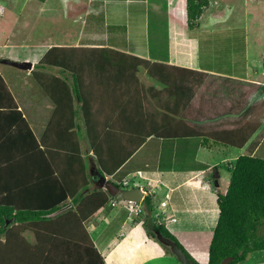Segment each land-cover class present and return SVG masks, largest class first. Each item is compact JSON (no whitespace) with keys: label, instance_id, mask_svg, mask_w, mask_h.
I'll return each instance as SVG.
<instances>
[{"label":"crops","instance_id":"0c3cea01","mask_svg":"<svg viewBox=\"0 0 264 264\" xmlns=\"http://www.w3.org/2000/svg\"><path fill=\"white\" fill-rule=\"evenodd\" d=\"M27 1L23 0L19 10L15 11L17 7H11V0H0V74L35 138L46 139V145L41 147L43 152L36 149V159H34L36 166L33 170L14 171V175L13 170L6 167L9 164V147L0 148V203L4 204L9 194L15 192L12 179L16 177L35 179L38 196H47L52 194L53 190L57 196L62 188L71 187L76 183L74 179H78V183L81 184L80 174H69V171H66L75 170L74 163L72 164L68 157L69 149H74L75 144L65 142L63 138L64 128L69 127L71 123L68 109L61 114H55L56 104L52 98L54 95L59 99L63 87L58 84L47 85L49 79L46 76L43 77L45 87L40 85L34 79L32 70L51 73L72 82V73L60 67L35 66L51 46L110 48L145 58L150 62L195 70L188 72L179 68L167 70L163 67L155 68L172 84V92L175 94H169L168 97V87L149 77L144 68H140L136 74L139 84L130 81L131 76L113 75L114 83L122 82L125 86H131L132 90L128 97L130 99L127 100L131 103L135 100L136 103L145 105V109L138 105L133 106L134 103L114 111L108 107L109 96L118 92L114 91L116 88L114 84L111 85L112 81L106 83L110 78L106 77L108 75L104 65H101L104 69L98 77L92 74V70L85 69L82 79L84 84L88 85L83 87L88 88L90 94L99 97L102 102V105L100 104V107L92 113L99 116L98 120L95 118L98 121V128H101L103 122L106 124V121L112 125L111 138L110 140L104 138L106 139L104 145L114 148L116 157L120 156L125 148L138 145L137 140L141 132L153 129V135L147 136L120 167L106 178L119 175L122 182L128 176H132L133 179L140 178L146 186L145 194L151 197L152 215L160 211L163 212L162 217L166 218L159 217L155 221L163 224L186 250L191 247L196 248L197 239L203 234L208 235L210 242L219 212L217 192L225 193L230 178L229 167L250 142L249 139L243 147L235 146V143L240 142L245 136V132L241 134L242 129L238 128L235 121L243 114L246 117L242 118L243 120L240 118V121L244 125L251 120L256 122L260 120L264 123L263 117H256L257 106H252L253 103L264 105V98L259 95L264 89V47H261V44L253 45L250 31L246 27L223 25L213 29L199 27L189 29L176 24L172 26L169 9H158V3H156L157 8L152 9L153 14L164 13L165 21L154 24V28L150 31L151 7L147 0H67L64 1L66 6L63 9L57 3L59 0H37L34 17L38 20L37 26L48 31V34L43 33L46 36L43 39L40 37L41 41H15L13 29H20L18 26L22 14L27 9ZM70 2L71 4L68 5ZM77 2L80 6L75 5ZM45 13L52 18V20L48 19L52 28H48L45 23H41V18H37ZM13 18L17 21L12 22ZM94 32H101L99 40L92 36ZM202 34L204 37L209 35V39L204 40ZM216 36H227L225 39L229 44L226 48L230 51L235 49L240 55L239 59L236 60L232 53L224 56L223 53L218 52L217 55L214 50L216 56L200 61V43L204 40L203 42L213 44ZM262 36L264 35L259 37L261 41ZM236 41L240 43L238 50ZM193 50L194 54H192ZM15 62H30L32 66L23 70L22 67L15 68ZM262 62L263 67L259 71L257 66ZM239 64L242 68L238 70ZM88 65H90L89 61L84 60L83 69ZM86 70L88 72L85 74ZM236 80L263 85L249 99L248 105H245V95H248L246 92L251 88ZM97 82L99 84L95 85ZM139 85L145 90L142 91ZM49 90L54 91L52 95ZM108 92H111L109 96ZM174 97H179L180 101L177 103ZM79 105L76 100L72 126L79 135L77 145L87 165L86 171L90 179L88 186L91 191L96 187L92 185L94 182L91 180V173L93 170L97 171L98 166L93 146L85 132L86 127ZM157 105L170 110L172 114L187 115L190 118L188 122L202 125L198 127L195 123H191L188 126L180 121V128L188 127L189 133L182 128V133L177 136L158 137L154 133L156 129H160L157 126L156 116L159 118L164 113L171 116V113L159 109ZM222 113L230 114L226 122L215 119L209 126H203L209 118H212L211 116ZM88 115L90 116V111ZM109 115H112L110 121L107 117ZM191 115L195 117L191 119ZM169 121L172 123L171 120ZM169 121L167 123H170ZM51 125L53 126L49 131ZM47 130L51 133L45 138ZM109 141L112 143L107 144ZM263 142L264 136L253 155L264 159V149L260 148ZM63 162L65 170L61 169ZM49 163L52 169L46 170ZM53 167L64 170L65 174L61 171L59 176L53 172ZM59 181H63L65 185L59 186ZM161 202H164V205ZM70 207L72 203L68 199L67 204L61 209ZM58 213L53 212L49 217H54ZM143 221L142 216L128 210L125 202L117 201L114 206L108 203L100 207L83 222V225L105 264H180L159 242L148 237ZM22 234L29 244H35L36 238L33 232L26 230ZM0 240H4L3 235L0 236ZM250 253L245 260L236 264H264V250L256 251L261 256H252L251 261H248ZM192 256L196 258L195 255Z\"/></svg>","mask_w":264,"mask_h":264},{"label":"trees","instance_id":"16d2710c","mask_svg":"<svg viewBox=\"0 0 264 264\" xmlns=\"http://www.w3.org/2000/svg\"><path fill=\"white\" fill-rule=\"evenodd\" d=\"M185 6L187 25L189 29H193L197 26L198 19L203 11L208 7V0H186ZM84 60H88L90 65L83 69ZM42 65H54L72 73L73 81L71 83L74 87L71 94L64 79L51 73L32 70L34 79L40 85L45 87L43 77L46 76L49 79L47 85L58 84V86L63 87L60 90L59 99L52 95L54 91L49 90V92L55 100V114H61L65 109H68L71 123L69 127L64 128L63 138L65 142L75 144L74 149L68 151V157L71 163H74L75 170L66 171H69V174H80L81 184L78 183V179H74L76 183L71 187H66L67 189L62 188L57 196V193L53 192L54 190L52 194L47 196H38L36 195L37 184L35 179L27 180L20 177L12 179L15 192L9 194V199L7 197L4 204L0 203V236H4V240H0V264H105L83 222L100 207L106 206L108 203L111 205L110 200L119 201L120 199L109 195L105 188L94 187L91 191L89 190L90 179L77 145L79 135L77 131L73 130L72 126L73 117L75 116L74 102L77 100L80 103L82 119L86 127L85 132L93 146L98 166L97 171L102 175H112L147 136L153 135V129L150 128L146 132H141V136L137 140L138 145L125 148L120 156L116 157L114 148L104 145L106 140L104 138L107 137L109 140L111 138L112 130H110V127L112 125L106 121V124L103 122L101 128H98V121L95 118L98 120L99 116L92 113V111L99 108L102 102L99 97H93L88 88L83 87L86 84H84L82 74L85 69H89L92 70V74L98 77L104 69L101 65L105 66L106 75H108L106 77L110 78V81H106V83L109 84L112 81L111 85L114 84L116 88L114 91L118 92L111 95V92H108L110 98L107 100V105L114 111L121 107H128L133 103V106L138 105L142 109H145L146 106L136 103L135 100H133V103L130 100L128 101L127 99H130L128 97L132 90L131 86H125L122 82L114 83L115 78H112L113 75L131 76L130 81L139 84L136 74L140 68H144L149 77L168 87V97L169 94H175L172 92V84L167 81L169 79L164 78L165 75L162 72L156 71L155 68L163 67L166 70L179 68L188 72L195 70L175 67L161 62H150L130 53L95 46H51L35 66ZM87 72L88 70L85 74ZM174 74L176 76V73ZM236 82L251 88L250 91L246 92L248 95H245V105H248L249 99L263 86L259 83L242 80H236ZM103 84L104 82H102ZM95 85H98V82ZM138 87L142 91L145 90L142 85ZM62 90H65V92ZM174 100L178 103L180 98L174 97ZM255 105L257 104H252L253 107ZM157 107L171 113L170 110L160 108L159 105ZM88 111H90V116ZM228 115L230 114L222 113L211 116L212 118H209L203 126H209L215 119L226 122ZM107 117L110 121L112 115ZM114 117L116 118V116ZM129 117L131 116L129 115ZM194 117L195 115H191V119ZM245 117L246 115H240L241 119ZM240 118H237L235 122L239 126L238 128L242 129L241 134L243 131L245 132V136L242 137L243 139L240 142L237 141L235 146L243 147L249 139L250 142L245 146L244 152L229 167L230 178L225 193L217 192L219 212L207 248L206 264H219L224 258L229 257L232 260L228 264H236L245 260L248 253L264 250V159L253 155L255 148L264 135V126L259 129V122H245L244 125ZM156 119L158 121L157 126L160 129H156L157 131H154V133L158 137L177 136L182 133V128H185V132L189 133L190 129L188 127L180 128V121L188 126L191 123H195V126L198 127L202 125L197 122H188L190 118L187 115L172 113L171 116L164 113L159 118L156 116ZM168 121L170 123H167ZM214 122L216 123V121ZM53 125L50 126L49 131ZM60 129H62V126H60ZM257 129L259 131L255 134ZM49 131L47 130L45 138L51 133ZM239 134L240 131L238 137ZM253 136L255 137L253 138ZM45 140L35 138L0 74V148L3 146L9 147V164L6 167L13 170V175L14 171L26 172L33 170L36 166V161H34L36 159V149L43 152L44 150L41 147L46 145ZM111 143L109 141L107 144ZM28 160L30 161L28 162ZM51 166V163L47 164L46 170H51ZM61 169L65 170L64 162ZM61 169L53 167V172L59 175L61 171H64ZM63 174H65V171ZM54 176L57 177V175ZM63 185L65 184L61 181L59 186L62 187ZM46 198L50 199L45 200ZM68 199H70L72 207L62 210L61 207L67 204ZM142 204L144 207L143 226L148 237L156 240L153 232L149 230V226L155 222L162 234L173 239L192 259L167 228L153 219L151 197L146 194ZM56 211L59 213L54 217H49V214ZM26 230L34 233L35 244H29L24 238L22 233ZM163 248L171 254L165 246Z\"/></svg>","mask_w":264,"mask_h":264},{"label":"rangeland","instance_id":"374dc122","mask_svg":"<svg viewBox=\"0 0 264 264\" xmlns=\"http://www.w3.org/2000/svg\"><path fill=\"white\" fill-rule=\"evenodd\" d=\"M17 1H18V3H17ZM64 1H67V0H59L57 2L62 9L64 6H66V3H64ZM147 1L149 2L150 7H151V10H150L151 12L149 13V23L151 25V27L149 28L150 31L152 30V28H154V24L163 23V21H165L164 20V16H165L164 13L163 14L158 13V15L153 14V10L157 8L156 3H158V5H159L158 9H161V10L169 9V11L171 13V17H172V26H174V24H176V25H178V26L180 25L184 28L188 27L187 20H186V18H187L186 17V6H185L186 0H150V1L147 0ZM11 2H12L11 7L16 6L17 9L15 8V11H18L23 0H11ZM37 4H38L37 0H28L27 1V3H26L27 9L22 14V17L20 19V22L23 25L21 26V23H19L20 26H18V27H20V29H13V31H14L13 35H14L15 41H20V40L29 41V42L35 41V40L41 41L46 36V34H48V31H45V29H42L41 26H37L38 20L34 17L35 16L34 10H36ZM70 4H71V2L68 5H70ZM75 5L80 6V4H78V2L75 3ZM85 5L87 6L88 3L86 2ZM12 14H14V13H12ZM64 14H65V12H64ZM37 18H41L40 21H42L41 22L42 24L45 23V25L48 28H52V25L50 23L51 22L50 20H52V18L50 16H48L46 13L43 14L42 16L40 15ZM48 19H50V20H48ZM16 21L17 20H15L14 18L12 19V22H16ZM223 25L235 26V27H246L250 31V38L253 40V45H254V43L256 45L261 44V47H264V36H262V41L259 39L260 35H262V34L264 35V0H208V7H206V9L203 11V14L199 20V23L197 22V26L194 27L193 29L198 28V27L200 29L201 28L202 29H213V28H217V27H222ZM160 28H162V25L160 26ZM49 30H52V29H49ZM21 31H22V33H21ZM49 32H51V31H49ZM43 33H46V34H43ZM95 33L96 32H94L92 36H95L97 38V40H99L100 36H101V32H97L96 34ZM202 35H203L202 38L204 40L209 39V35H207L206 37H204V34H202ZM40 37H42V39H40ZM226 37L227 36H220V37L216 36V40L213 44H211V42H203L204 41L203 40L200 43L199 57L201 60L200 59L199 60L205 61V60L209 59L210 57L216 56V54L218 55V52H221V54L223 53L224 56L226 54L228 55V54L232 53L235 55L236 60L239 59L240 55L238 54V52H236L235 49L233 51H230L226 48L227 45L229 44V41L227 39H225ZM236 43H237V41H236ZM239 45H240V43H237V46H236L237 50L239 49ZM214 50H215L216 54L214 53ZM234 52H236V53H234ZM192 54H194V50L192 51ZM253 55H255V54H253ZM14 67L20 68L16 65H14ZM262 67H263V62L260 65L258 64V66H257L259 71L262 69ZM241 68H242L241 64L237 65L238 70ZM22 69L25 70L26 68H22ZM66 82H67V85L71 91L73 89L74 85L68 80H66ZM71 94H72V91H71ZM259 95L264 98V89L260 92ZM256 106H257L256 117L259 116V117L264 118V105L260 106V104L258 103ZM79 107H80V105H79ZM251 122H256V121L251 120ZM257 122H259V124H260L259 129H261L264 126V123H262V121H260V120ZM259 129L256 130L255 134L258 133ZM255 136H253V138ZM127 148H129V147H127ZM260 148L264 149V142L262 143V147H260ZM159 150H160V148H159ZM220 165H221V167H223L222 164H220ZM85 166L87 168L86 164H85ZM107 178H108V180H110L111 182H113L114 184L119 186L120 188L140 187L144 191V196L146 195L145 194L146 193V186L142 182V180H140V178L135 177L133 179L132 176H128L125 180V181H127L126 184H124V181L122 182L119 175H115L113 177H107ZM92 185L93 186L96 185V187L104 188L103 186L97 185V183H93ZM119 201L123 202L124 200H119ZM140 203H141V210L142 211H141V213H139V215L144 218V207H143L142 201ZM152 211H153V209H152ZM162 216H163V212H160V211L159 212L157 211L152 215V217L154 219H156V218L158 219L159 217L165 218ZM153 223H155V222H153ZM153 223L151 224V226L153 225ZM207 236H208L207 234H203L201 238L197 239L196 248H194V247L187 248L188 250H186L184 248V250L187 251V253L190 256L192 254L195 255L196 258H194L192 256V259L194 261H196L198 264H205V262H206L207 248H208V244H209V238H207ZM252 256L255 257V256H261V255H258V253H256V252H252V253H250L249 257L247 258L248 261H251ZM128 260H129V262H131L130 259H128ZM143 264H152V263H143Z\"/></svg>","mask_w":264,"mask_h":264},{"label":"water","instance_id":"95a60500","mask_svg":"<svg viewBox=\"0 0 264 264\" xmlns=\"http://www.w3.org/2000/svg\"><path fill=\"white\" fill-rule=\"evenodd\" d=\"M14 65L22 68H31L32 66L30 62H15ZM91 180L99 186H103L109 195L117 199L140 203L144 198V191L140 187L120 188L98 171H92ZM149 230L153 232L156 240L165 246L180 264H198L188 257L173 239L163 235L155 223L149 226ZM231 260V257L224 258L219 264H228Z\"/></svg>","mask_w":264,"mask_h":264},{"label":"built area","instance_id":"2783aa9c","mask_svg":"<svg viewBox=\"0 0 264 264\" xmlns=\"http://www.w3.org/2000/svg\"><path fill=\"white\" fill-rule=\"evenodd\" d=\"M127 181H124V184H126ZM126 203V206L128 208V210L131 212V213H134L136 215H139V213H141V203H136V202H132V201H123ZM111 205H116L117 201L116 200H112L111 202ZM162 205H164V202H161ZM166 219V218H165ZM174 219V218H172Z\"/></svg>","mask_w":264,"mask_h":264}]
</instances>
